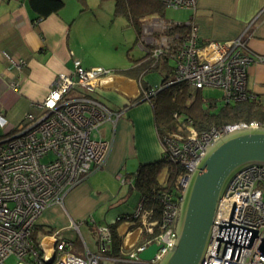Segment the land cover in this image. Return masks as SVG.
<instances>
[{"label":"built area","instance_id":"obj_1","mask_svg":"<svg viewBox=\"0 0 264 264\" xmlns=\"http://www.w3.org/2000/svg\"><path fill=\"white\" fill-rule=\"evenodd\" d=\"M161 1L166 7L193 10L197 7V0ZM161 20L164 27L181 23ZM186 24L190 28L187 35L155 40L149 51L150 59L156 63L167 55L174 61L173 83H186L200 90L219 88L225 102L253 97L247 88L249 66L264 62V56L249 47L245 37L248 28L229 41L200 43L197 25L193 21ZM3 54L12 73L5 80L7 87L17 90L26 61L7 51ZM114 73L102 66L86 68L75 60L71 73L58 74L47 96L31 103V110L24 115L20 126L0 137V264H7L11 257L16 259L15 264H100L110 250L113 236L108 225H96L99 252L90 251L85 244V256L71 252V243L59 236L60 231L52 234L50 251L43 241L36 244L32 235L45 208L62 205L72 188L105 164L112 142L103 135L102 127L107 122L115 124L124 111L109 109L90 93ZM161 88L159 85L142 89V95L150 99ZM191 122L186 123L184 135L166 138L163 148L172 161L183 166L184 172L178 177L176 194H164L162 231L119 260L148 264L139 258V253L155 242L161 247L151 264H157L174 246L178 206L206 147L233 130L261 126L257 121L239 122L200 132ZM120 180L122 184L128 182L124 175H120ZM149 214L140 201L133 216L143 230L153 234L157 222ZM71 227L80 233L78 223L73 222ZM263 238L264 164L255 163L240 169L228 183L201 264H264L260 249Z\"/></svg>","mask_w":264,"mask_h":264},{"label":"crops","instance_id":"obj_2","mask_svg":"<svg viewBox=\"0 0 264 264\" xmlns=\"http://www.w3.org/2000/svg\"><path fill=\"white\" fill-rule=\"evenodd\" d=\"M99 1L65 0V6L57 13L35 21L37 13L29 0H0V137L20 126L24 115L31 110V103L47 96L58 74L71 73L75 60L86 68L100 66L90 61L87 53H98V37L110 42L118 39L119 30L128 27V21L124 24L123 20H117L122 18L115 16L114 8L109 5L106 6L109 16L102 15L104 8L99 6ZM181 20L172 22L193 21L200 43L229 41L248 28L245 37L249 47L264 56V0H197L196 10L187 9ZM116 21L121 22L116 24ZM113 23L116 28L106 32L108 24ZM144 40L150 46L155 41L146 36ZM139 46L144 52L142 57L132 58L127 65L114 68L113 77L90 93L109 109L124 113L115 124L107 122L102 127L103 135L112 142L105 164L72 188L62 205L48 206L39 217L34 231L39 240L46 243L47 251L51 250L52 234L60 231L59 236L71 243V252L85 256L86 244L90 251L98 253L96 225L111 227L118 217L136 212L141 194L132 189L129 180L142 164L162 158L164 149L156 128L154 108L142 95L140 78L156 87L163 77L158 72L138 74L133 70L146 62L142 58L150 50V46ZM3 51L26 61L17 90L7 87L5 80L12 73ZM248 71V90L264 102V62L251 64ZM166 174V171L162 173L161 181ZM120 175L126 176L128 182L122 184ZM73 222L80 225L82 236L84 228L91 246L85 239L78 243V232L71 227ZM47 231L51 232L45 234ZM116 234L121 239L120 250L115 255L109 250L100 264L105 261L133 264L118 258L145 241L143 228L135 221L124 220L117 224Z\"/></svg>","mask_w":264,"mask_h":264},{"label":"trees","instance_id":"obj_3","mask_svg":"<svg viewBox=\"0 0 264 264\" xmlns=\"http://www.w3.org/2000/svg\"><path fill=\"white\" fill-rule=\"evenodd\" d=\"M29 1L31 8L37 13L35 21L48 17L52 13H57L65 6V0ZM79 1L86 3V0ZM100 1L105 2L108 0ZM113 1L114 15L117 17H126L136 32V43L143 44L148 48L150 45L144 40L146 36L145 23L150 17L164 19L163 15L166 6L161 0ZM166 28L168 34L171 36L176 34L183 36L190 32V28L186 23H176ZM149 56L150 53H147L142 58H145L146 62L133 70H136L138 74L158 72L163 77L160 83L162 88L149 99L154 108L156 128L163 148L166 147V138L185 134L187 130L186 123L189 120L192 121V126L200 132L214 126L220 127L239 122L250 123L257 121L264 127V102L255 94H253V97L239 102L224 101L220 103L221 101L216 99L210 100L204 98L200 89H197V93H193L191 91L192 86L186 83H173L175 79V63L169 56H162L156 63ZM124 72L131 73L128 71ZM140 82L144 90L152 88L142 78H140ZM164 171L167 174L165 180L161 181ZM183 172V166L180 163L172 161L169 158L168 152L163 150L160 160L142 164L129 180L132 181V189L139 191L141 194L140 201L143 203V209L148 210L150 219L157 222L153 234H149L145 229L143 230L146 239L152 238L162 231L161 223L165 204L164 194L166 192L176 194L178 188L177 180ZM124 220H132L137 222V224L139 223L138 219L133 215H126L118 217L117 223L110 227L113 236L110 250L114 255L118 253L121 245V239L116 234V227L119 222ZM50 232L47 231L45 234H49ZM32 239L36 244L40 243L35 231Z\"/></svg>","mask_w":264,"mask_h":264},{"label":"water","instance_id":"obj_4","mask_svg":"<svg viewBox=\"0 0 264 264\" xmlns=\"http://www.w3.org/2000/svg\"><path fill=\"white\" fill-rule=\"evenodd\" d=\"M195 165L174 221L176 240L157 264H201L207 251L220 200L231 178L250 164H264V127H246L209 144ZM160 244L139 253L148 264ZM264 254V238L260 247ZM103 264H113L105 261Z\"/></svg>","mask_w":264,"mask_h":264},{"label":"rangeland","instance_id":"obj_5","mask_svg":"<svg viewBox=\"0 0 264 264\" xmlns=\"http://www.w3.org/2000/svg\"><path fill=\"white\" fill-rule=\"evenodd\" d=\"M86 1H89L90 3H97L99 0H86ZM108 5L114 8V1L108 0L105 2H100L99 6H102L104 8V11H102L104 13L102 15L106 16L110 14L108 13V8H107ZM68 6H69V3H68ZM186 10L187 9H184V8L166 7L165 13L163 15L164 20L166 22L170 20L171 21H182L181 16L185 13ZM120 18L122 19H117V20H123L122 22H124V24L125 22L128 21L126 17H120ZM118 22H121V21H116V24ZM116 24L113 23V25L111 24V26L108 24V26L106 27L107 28L106 32H110V30L113 31V28L115 29L117 26ZM110 34L111 33H109V35ZM113 35L114 33H112V36ZM145 35L149 39L153 37L154 40H157V42L161 41L165 36H171L170 34H168L167 28L164 27V22L159 18L154 19L152 17L148 18L145 23ZM97 41H98L97 42L98 44L97 52L98 53L96 55H94L93 53H90V54L87 53L88 59L90 61H93L94 63H97V65L113 70V72H115L114 68H119L121 66L123 67L124 65H127L128 63H130V60L132 58H140L144 55V52L141 51L139 44L136 43V35L129 21H128V27H125L123 30H119L118 39L115 38V40L113 39L110 42V41H107L106 38L104 37H98ZM106 42L108 43L106 44ZM108 44L112 46H108ZM156 44H159V43H155V45ZM153 46L154 45L150 46V48H152ZM171 63L173 64L172 61ZM191 91L193 93H197L198 90L197 88L192 87ZM201 93L203 94V97L223 101L222 99L223 91L219 88H204L201 90ZM81 232L82 234H84V236H82L78 232V237H79L78 240H80L78 241V243L80 242L82 243L83 240L85 239L88 245L91 246L92 245L91 241L89 237L86 235V233L84 232V228L81 229ZM6 263L15 264L16 259L11 257L7 260Z\"/></svg>","mask_w":264,"mask_h":264}]
</instances>
